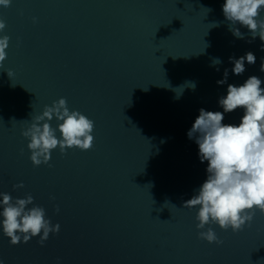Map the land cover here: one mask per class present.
Here are the masks:
<instances>
[{"label": "water", "instance_id": "obj_1", "mask_svg": "<svg viewBox=\"0 0 264 264\" xmlns=\"http://www.w3.org/2000/svg\"><path fill=\"white\" fill-rule=\"evenodd\" d=\"M223 3L12 0L0 6L6 24L0 36L10 37L0 67V192L31 194L60 225L43 246L39 237L11 245L0 229L3 264H264V214L257 211L236 233L209 225L223 241L217 245L198 238V206L183 207L207 178V161L200 162L198 145L187 137L199 109L223 112L218 101L228 84L253 75L264 82V41L228 22ZM247 52L256 63L245 61V72L234 75L229 58ZM215 58L222 63L213 65ZM225 69L227 83L218 85ZM193 82L195 90L185 86ZM60 98L94 121L93 145L65 154L57 148L49 164L35 167L21 132ZM242 115L243 109L225 113L222 122L238 125ZM60 122L49 121L54 129Z\"/></svg>", "mask_w": 264, "mask_h": 264}, {"label": "clouds", "instance_id": "obj_2", "mask_svg": "<svg viewBox=\"0 0 264 264\" xmlns=\"http://www.w3.org/2000/svg\"><path fill=\"white\" fill-rule=\"evenodd\" d=\"M12 0H0V6L10 7ZM211 11V9H208ZM264 11V0H224L222 12L231 24H238L249 30L253 39L257 36L264 41V19L260 18ZM35 21V18H34ZM218 26V24L216 25ZM6 28L0 19V32ZM230 30L237 38H244L239 28ZM10 37L0 36V67L7 58L6 49ZM264 50V45H262ZM264 59V58H262ZM233 64L232 73L240 76L245 72V61L249 65L256 63V56L247 52L244 56L230 57ZM222 61L215 58L213 65ZM219 71V68H216ZM264 71V64L261 66ZM7 75L13 73L9 70ZM224 78L218 85L227 83L228 69L224 70ZM264 83L257 76H249L239 86L227 85V94L218 101L221 111L199 109L187 137L198 145L200 162L207 161V178L195 190L192 197L183 202V207L194 208L198 238L220 245L223 243L209 225H218L233 233L241 231L244 226L251 225L255 213L264 214ZM195 90V83L185 85ZM183 87L177 99L183 92ZM176 91V89H175ZM243 109L239 124H225V113ZM60 122L52 128L49 121L53 118ZM57 130L60 138H57ZM94 121L78 110H70L65 98L53 101L51 106L45 105L42 114L32 118L27 129L21 135L29 140L33 166L49 164L51 153L59 148L61 154L72 147L89 150L94 142ZM23 182L13 185V189L23 188ZM54 199V197H53ZM31 205V207H29ZM0 229L11 245L28 243L39 237L38 243L43 246L50 234H58L60 225H53L46 217L42 206L34 203V197L27 194L24 198H13L6 192H0ZM59 212V207L55 208ZM206 226H208L206 228ZM206 229V230H205ZM0 264L3 261L0 260Z\"/></svg>", "mask_w": 264, "mask_h": 264}]
</instances>
